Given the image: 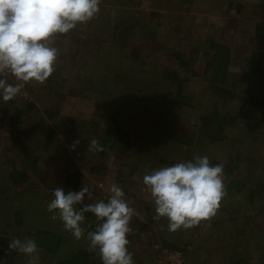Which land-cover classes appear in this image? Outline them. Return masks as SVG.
<instances>
[{
	"label": "rangeland",
	"instance_id": "374dc122",
	"mask_svg": "<svg viewBox=\"0 0 264 264\" xmlns=\"http://www.w3.org/2000/svg\"><path fill=\"white\" fill-rule=\"evenodd\" d=\"M239 4L245 5L239 10ZM211 40L231 48L223 82L209 79L213 69L204 73ZM53 41L59 49L53 74L0 100V234L32 238L42 227L60 233L58 253L38 247L40 264L89 249L87 235L75 239L47 210L53 190L67 193L68 172L80 169V189L88 186L91 193L84 203L106 201L115 183L136 210L127 245L134 264L171 263L169 254L181 264H264V122L257 126L239 115L246 94L259 97L263 88L262 72L251 75L248 65L252 52L261 51L264 69V0H101L95 18ZM4 78L16 83L14 76ZM180 81V100L167 98L177 96ZM117 111L124 124L119 133L128 131V141L92 150V140L102 146ZM215 112L212 119L222 118L226 126L222 140H213L203 125L202 118ZM196 155L224 166L239 160L224 174V186L235 179L245 187L224 196L213 217L170 232L167 218L153 219L154 200L143 177L167 166L163 160ZM15 168L30 176L25 185L9 179ZM2 258L4 264H28L11 249Z\"/></svg>",
	"mask_w": 264,
	"mask_h": 264
},
{
	"label": "clouds",
	"instance_id": "9594fccd",
	"mask_svg": "<svg viewBox=\"0 0 264 264\" xmlns=\"http://www.w3.org/2000/svg\"><path fill=\"white\" fill-rule=\"evenodd\" d=\"M100 4L101 0H0V100L14 99L28 82L44 83L55 71L59 55L53 37L95 18ZM5 74L14 76L16 83H9ZM90 147L104 150L96 140ZM223 169V164L213 165L207 155H196L145 174L143 183L155 205L153 219L167 218L168 231L175 232L213 217L226 195ZM110 193L106 201L86 204L91 196L88 186L67 193L56 187L47 210L77 240L84 237L85 213L91 212L99 223L87 232L89 250L98 251L102 264H134L127 245L136 210L118 184H112ZM8 247L28 257V264H40L35 239H11Z\"/></svg>",
	"mask_w": 264,
	"mask_h": 264
},
{
	"label": "trees",
	"instance_id": "16d2710c",
	"mask_svg": "<svg viewBox=\"0 0 264 264\" xmlns=\"http://www.w3.org/2000/svg\"><path fill=\"white\" fill-rule=\"evenodd\" d=\"M241 5L245 4H239L238 9L242 7ZM253 6V5H249ZM261 30H263V27H260ZM263 33H260L258 35H262ZM211 49L213 50L212 54H210L211 58L208 59L204 73L209 75L211 69L212 70V76H209V79L213 83L215 81L220 80V82L224 81L227 75V69L229 66V59H230V51L231 48L228 45L222 44L219 41L211 40L210 42ZM134 56H138V54L135 52ZM179 58L181 57L179 53ZM183 59V56L180 58ZM262 52L261 51H255L252 52L250 59H249V65H248V71L251 75H257L262 72L264 76V69L262 68ZM186 61H183V64H186ZM176 72V71H175ZM166 77H170L169 71L166 70ZM183 82H179V88L180 90L177 92V96L174 97L173 94L168 93L167 98L175 101V99H179V96L181 95V89L183 88ZM219 89L223 92H225V89L223 87H219ZM257 108L259 109V113H257ZM262 112H261V111ZM117 111L113 117L114 120V126L111 128H108L106 130V135L105 138L102 141V147L103 149H112V148H118L120 144L123 142H127L129 132L124 131L123 134L119 133V131L123 128L124 124H119L117 122L116 116L118 115ZM261 112V113H260ZM217 112L214 113V115L209 116L206 115L202 118L203 120V125H205L207 135L212 136L213 140H222L225 139V131L226 126L224 124V120L222 118L219 119H212L213 116H216ZM239 115L249 119V120H255V124L258 126L262 122H264V81H263V88L261 90V95H252V93L248 92L246 94L245 100L240 106V112ZM260 121V122H259ZM210 128V129H209ZM208 129V130H207ZM210 131V132H209ZM231 161L229 164H226L223 169V173L226 176H229L239 165V160L230 158ZM181 162V161H174V160H163V163L166 164L167 166H170L174 163ZM213 165L215 164H220L218 162H213ZM9 179L12 181L13 184L21 186L25 185L31 178L27 174V172L23 170H18L14 169L10 174H9ZM81 180H82V172L81 170H75V171H70L67 174V179H66V185H67V192L68 191H79L80 190V185H81ZM245 187V183L239 180L231 179L228 182L227 187L225 188L226 190V195H233L234 194V189L241 191ZM253 195V194H252ZM252 197V196H251ZM81 207V205H78V208ZM16 215V220L18 222L22 221V212L21 210H16L15 212ZM99 223V221L96 219L95 215L92 214L91 212H86L85 213V221H84V229H85V235H87L88 231H94L96 228V225ZM21 225V223H18ZM40 228V227H39ZM32 239H35L38 247L46 250L47 252L51 254H56L59 252L61 249L62 245L64 246V242L62 239V236L60 233L55 232L53 229L50 228H45L42 227L38 229L32 236ZM11 238L0 234V259L2 258L3 254L6 253L7 250H10L8 245L10 242ZM166 246H168L169 249H175L178 248L176 245L165 242ZM66 247V246H65ZM67 253V251H64ZM9 254V253H8ZM95 252L90 251L87 248H80V249H75L70 252L68 257H64L61 260L57 262V264H99L95 257ZM2 261V259L0 260ZM100 264H102L100 262Z\"/></svg>",
	"mask_w": 264,
	"mask_h": 264
},
{
	"label": "built area",
	"instance_id": "2783aa9c",
	"mask_svg": "<svg viewBox=\"0 0 264 264\" xmlns=\"http://www.w3.org/2000/svg\"><path fill=\"white\" fill-rule=\"evenodd\" d=\"M5 76L13 77L11 74H5ZM166 253L169 254V249L165 251V255H166ZM168 259H172L171 263L168 260L164 261L162 258L160 260H161L162 264H181L180 261H178L180 259L179 256L177 258L175 256V254H173V255L169 254Z\"/></svg>",
	"mask_w": 264,
	"mask_h": 264
},
{
	"label": "crops",
	"instance_id": "0c3cea01",
	"mask_svg": "<svg viewBox=\"0 0 264 264\" xmlns=\"http://www.w3.org/2000/svg\"><path fill=\"white\" fill-rule=\"evenodd\" d=\"M77 170H80V169H77ZM7 237H9V236H7ZM64 244V243H63ZM63 246V245H62ZM4 255V254H3ZM66 257H68V256H66ZM65 257V258H66ZM11 258L13 259L14 257L13 256H11ZM1 259H3V258H1ZM100 259V258H99ZM101 260V259H100Z\"/></svg>",
	"mask_w": 264,
	"mask_h": 264
}]
</instances>
